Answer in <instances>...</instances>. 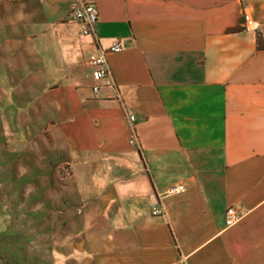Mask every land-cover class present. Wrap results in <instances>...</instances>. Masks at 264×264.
I'll list each match as a JSON object with an SVG mask.
<instances>
[{"label": "crops", "instance_id": "0c3cea01", "mask_svg": "<svg viewBox=\"0 0 264 264\" xmlns=\"http://www.w3.org/2000/svg\"><path fill=\"white\" fill-rule=\"evenodd\" d=\"M85 2L99 11L94 35L68 18ZM16 11L22 33L0 26V56L49 80V126L89 154V260L264 264V0H20ZM116 39L96 93L87 57ZM231 206L241 218L229 226Z\"/></svg>", "mask_w": 264, "mask_h": 264}, {"label": "rangeland", "instance_id": "374dc122", "mask_svg": "<svg viewBox=\"0 0 264 264\" xmlns=\"http://www.w3.org/2000/svg\"><path fill=\"white\" fill-rule=\"evenodd\" d=\"M19 3L0 0L1 33L8 21L21 35ZM22 60L0 56V264H94L89 154L49 126L39 101L49 80L28 78Z\"/></svg>", "mask_w": 264, "mask_h": 264}, {"label": "built area", "instance_id": "2783aa9c", "mask_svg": "<svg viewBox=\"0 0 264 264\" xmlns=\"http://www.w3.org/2000/svg\"><path fill=\"white\" fill-rule=\"evenodd\" d=\"M99 11L97 6L94 3L85 2L82 5H76L72 8L69 13L68 18L74 21H78L82 24L83 33L86 35L95 34V23L98 20ZM244 22L245 28L247 30H257L259 28V23L254 19L249 13H244ZM123 48L122 42L120 39L113 41L109 49H102L99 53H91L87 57V63L93 67V76L96 80V83L93 87L94 91L98 93L101 88V81L109 76L112 71L108 61V52L111 51H120ZM134 119V117H131ZM185 185L183 183H178L171 186L166 192L167 194H174L184 191ZM152 213L158 215L161 213L162 209L160 203H154L151 207ZM241 215L234 206L229 207L226 210V223L227 225L235 224Z\"/></svg>", "mask_w": 264, "mask_h": 264}]
</instances>
